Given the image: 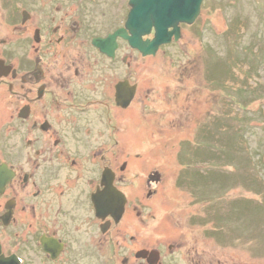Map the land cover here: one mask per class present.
<instances>
[{
	"label": "flooded vegetation",
	"instance_id": "1",
	"mask_svg": "<svg viewBox=\"0 0 264 264\" xmlns=\"http://www.w3.org/2000/svg\"><path fill=\"white\" fill-rule=\"evenodd\" d=\"M10 10L14 53L0 52V85L12 103L0 122V168L11 174L0 186L2 261L261 264L257 249L224 232V219L212 227L209 206L182 224L152 223V203L165 189L204 187L196 173L174 179L163 166L136 164L143 155L133 154V115L151 112V99L162 103L164 84L136 76L155 71L149 57L125 38L111 40L130 9L118 19L82 9L20 14L11 0ZM107 189L124 202L118 221L99 209Z\"/></svg>",
	"mask_w": 264,
	"mask_h": 264
},
{
	"label": "rangeland",
	"instance_id": "2",
	"mask_svg": "<svg viewBox=\"0 0 264 264\" xmlns=\"http://www.w3.org/2000/svg\"><path fill=\"white\" fill-rule=\"evenodd\" d=\"M128 4L14 0L20 14L82 9L109 19H118ZM10 7L11 0H0V52L11 59ZM148 67L155 71L136 76L149 82L162 79L163 100L152 105L151 99V112L133 115V154L143 155L136 164L163 166V173L174 179L196 173L204 187L194 192L180 185L165 189L152 203V223L182 224L199 207L209 206L212 227L221 229L214 220L224 219V232L239 235L242 248L257 249L264 264V0H204L196 23L178 42L150 56ZM8 90L0 85V122L12 106Z\"/></svg>",
	"mask_w": 264,
	"mask_h": 264
},
{
	"label": "water",
	"instance_id": "3",
	"mask_svg": "<svg viewBox=\"0 0 264 264\" xmlns=\"http://www.w3.org/2000/svg\"><path fill=\"white\" fill-rule=\"evenodd\" d=\"M203 1L129 0L130 11L126 27L116 31L111 40L114 43L119 37L125 38L143 57L156 56L161 47L181 39V25L192 26L196 23ZM126 29L130 31V36L127 35ZM1 65L0 62V67ZM10 178L11 174L6 169L0 168V186H3ZM107 191L111 198L107 201L101 195L98 201L99 209L101 212L108 211L118 221L124 202L118 194L114 193V190L107 189ZM0 264H18V262L13 259L3 262L0 258Z\"/></svg>",
	"mask_w": 264,
	"mask_h": 264
}]
</instances>
